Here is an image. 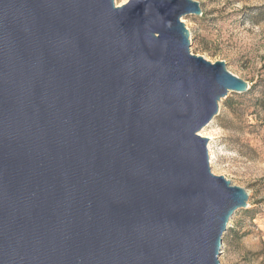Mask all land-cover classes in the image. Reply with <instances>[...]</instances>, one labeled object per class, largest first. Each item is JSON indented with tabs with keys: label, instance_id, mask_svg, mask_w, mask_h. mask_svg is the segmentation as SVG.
I'll use <instances>...</instances> for the list:
<instances>
[{
	"label": "water",
	"instance_id": "1",
	"mask_svg": "<svg viewBox=\"0 0 264 264\" xmlns=\"http://www.w3.org/2000/svg\"><path fill=\"white\" fill-rule=\"evenodd\" d=\"M195 0H0V264H220L248 194L200 134L249 84L190 51Z\"/></svg>",
	"mask_w": 264,
	"mask_h": 264
},
{
	"label": "rangeland",
	"instance_id": "2",
	"mask_svg": "<svg viewBox=\"0 0 264 264\" xmlns=\"http://www.w3.org/2000/svg\"><path fill=\"white\" fill-rule=\"evenodd\" d=\"M128 0H114L122 5ZM201 15L182 17L190 51L255 86L230 92L201 129L209 165L248 194L223 233L220 264H264V0H195Z\"/></svg>",
	"mask_w": 264,
	"mask_h": 264
},
{
	"label": "trees",
	"instance_id": "3",
	"mask_svg": "<svg viewBox=\"0 0 264 264\" xmlns=\"http://www.w3.org/2000/svg\"><path fill=\"white\" fill-rule=\"evenodd\" d=\"M255 89V86H250L247 91L244 92V94H248L250 92H253Z\"/></svg>",
	"mask_w": 264,
	"mask_h": 264
},
{
	"label": "bare ground",
	"instance_id": "4",
	"mask_svg": "<svg viewBox=\"0 0 264 264\" xmlns=\"http://www.w3.org/2000/svg\"><path fill=\"white\" fill-rule=\"evenodd\" d=\"M201 134V133H200ZM202 135V134H201ZM204 136V135H203ZM205 137V136H204ZM208 139V138H207Z\"/></svg>",
	"mask_w": 264,
	"mask_h": 264
}]
</instances>
